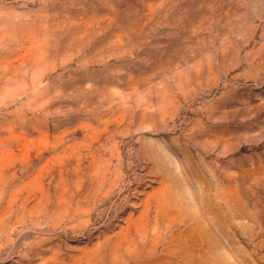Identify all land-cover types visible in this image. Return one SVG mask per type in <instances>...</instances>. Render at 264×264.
<instances>
[{"label": "rangeland", "instance_id": "1", "mask_svg": "<svg viewBox=\"0 0 264 264\" xmlns=\"http://www.w3.org/2000/svg\"><path fill=\"white\" fill-rule=\"evenodd\" d=\"M0 264H264V0H0Z\"/></svg>", "mask_w": 264, "mask_h": 264}]
</instances>
